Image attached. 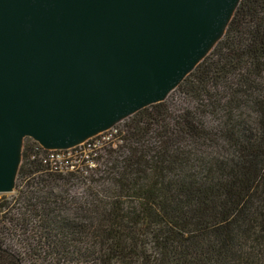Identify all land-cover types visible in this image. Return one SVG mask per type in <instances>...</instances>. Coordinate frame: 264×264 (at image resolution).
<instances>
[{
  "label": "trees",
  "instance_id": "16d2710c",
  "mask_svg": "<svg viewBox=\"0 0 264 264\" xmlns=\"http://www.w3.org/2000/svg\"><path fill=\"white\" fill-rule=\"evenodd\" d=\"M115 128L85 177L23 140L0 264H264V0H240L165 101Z\"/></svg>",
  "mask_w": 264,
  "mask_h": 264
},
{
  "label": "water",
  "instance_id": "95a60500",
  "mask_svg": "<svg viewBox=\"0 0 264 264\" xmlns=\"http://www.w3.org/2000/svg\"><path fill=\"white\" fill-rule=\"evenodd\" d=\"M240 0H0V195L22 143L72 148L165 101Z\"/></svg>",
  "mask_w": 264,
  "mask_h": 264
},
{
  "label": "built area",
  "instance_id": "2783aa9c",
  "mask_svg": "<svg viewBox=\"0 0 264 264\" xmlns=\"http://www.w3.org/2000/svg\"><path fill=\"white\" fill-rule=\"evenodd\" d=\"M120 143L114 126L69 149L45 150L37 145L41 149L39 159L42 165L62 175L85 177L97 167L106 150L115 149Z\"/></svg>",
  "mask_w": 264,
  "mask_h": 264
},
{
  "label": "rangeland",
  "instance_id": "374dc122",
  "mask_svg": "<svg viewBox=\"0 0 264 264\" xmlns=\"http://www.w3.org/2000/svg\"><path fill=\"white\" fill-rule=\"evenodd\" d=\"M122 126V123L119 124V126H117L118 128ZM73 191H76V193L78 194H83L84 190H85V186L81 185V184H77L75 186L74 189H72ZM14 195V191L11 194L5 195L7 197L13 196ZM1 196V195H0Z\"/></svg>",
  "mask_w": 264,
  "mask_h": 264
}]
</instances>
